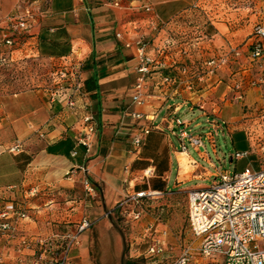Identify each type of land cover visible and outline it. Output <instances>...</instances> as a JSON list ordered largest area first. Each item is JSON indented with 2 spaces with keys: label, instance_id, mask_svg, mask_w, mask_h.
Masks as SVG:
<instances>
[{
  "label": "crops",
  "instance_id": "obj_1",
  "mask_svg": "<svg viewBox=\"0 0 264 264\" xmlns=\"http://www.w3.org/2000/svg\"><path fill=\"white\" fill-rule=\"evenodd\" d=\"M26 1L43 17L16 39L11 49L0 46V53H9L6 62H0V211L8 203L25 202L36 190L39 194L28 205L38 208L45 195L73 191L86 176L99 202L85 203L84 214L101 218L124 198L140 192L169 198L207 188L203 184L221 172L263 169L264 150L255 151L242 124L255 115L250 110H264V85H252L264 75V67L248 58L254 16L210 0H0V18L23 10ZM114 2L120 6L113 7ZM224 7L227 9L222 11ZM1 30L2 26L0 36ZM140 39L148 43L146 52L153 59L159 58L165 41L174 43L169 48L167 68L151 72L145 85V103L137 106L132 104L137 79L134 43ZM188 41L197 43L188 46ZM126 43L131 46L125 47ZM182 50L187 54L182 55ZM233 51L241 52L240 57ZM226 56L228 64L214 77L198 79L208 60ZM195 57L203 59L200 66L190 64ZM41 62H63L62 70L74 74L65 84L76 103L74 110L62 101L51 100L48 90L54 80L42 87L36 75L19 72L22 65ZM252 66L258 69L255 76L250 72ZM165 77L171 81H163ZM189 81L194 84L192 91L187 88ZM75 83L81 95L69 89ZM199 104L204 105V111ZM126 110L143 118L123 117ZM87 114L96 123L89 153L76 145ZM173 117L187 125L189 136L201 138V148H193L185 139L187 149L181 151L180 139L173 132L176 128L169 123ZM203 118L220 125L215 135H221L233 150L230 162L247 159V166L233 173L217 168L214 134L209 138L207 132L197 130ZM150 127L157 129L142 137L139 153L133 154L132 137ZM17 143L20 152H9ZM236 153L247 156L235 158ZM256 153H261V158ZM186 218L188 224V206ZM12 225L13 230L7 232L12 235L0 236V249L11 245L2 255L8 264L22 259V252L14 250L20 248L29 227L18 218L12 219ZM152 230V225L143 230L150 240L143 254L138 242L130 244L134 259L142 255L152 259L162 253L161 242ZM162 230L163 240L171 237L167 224ZM86 231L80 236L83 244L88 240ZM192 237L197 245L190 250L188 264H223L219 255L203 258L198 253L200 241ZM152 248L158 251L151 253ZM87 252L80 249L81 255ZM125 264L136 263L125 260Z\"/></svg>",
  "mask_w": 264,
  "mask_h": 264
},
{
  "label": "built area",
  "instance_id": "obj_2",
  "mask_svg": "<svg viewBox=\"0 0 264 264\" xmlns=\"http://www.w3.org/2000/svg\"><path fill=\"white\" fill-rule=\"evenodd\" d=\"M25 2L23 10L13 16L1 17L0 26H2L0 36V46L11 49L16 39L22 37L25 32L35 25L42 17L41 12L35 11ZM113 7H119L118 2L112 3ZM147 9V8H146ZM117 38H121L117 34ZM248 44V58L252 62L260 64L264 67V23L260 22L254 25ZM171 40L164 42V48L159 52V58L153 59L147 52L148 43L140 39L134 43L137 50V66L135 72L137 74L136 83L133 88L132 104L142 106L145 103V85L146 80L152 71H161L167 68L169 59V51L172 45ZM131 44L126 43L125 47ZM8 51L0 53V62H6ZM182 55H186V50H182ZM233 55L240 57L241 52L233 51ZM228 64V57L218 59H210L206 62L205 73L200 74L198 79H211L216 72ZM184 72L186 70L184 69ZM55 76L60 80L55 82ZM70 77L66 70H60L54 74V84L49 89L51 100L62 101L66 107L74 110L76 103L71 98L65 87ZM163 81H171L169 78H163ZM252 85H264V75ZM187 88L192 91L194 84L192 81L187 82ZM73 93L81 95L80 86L75 83L74 87H69ZM239 89V86H236ZM237 99H241L238 96ZM198 108L204 111V105L199 104ZM129 116L135 120H141V114L125 111L123 117ZM261 122L264 129V111L261 115ZM84 130L78 137L76 145L84 148L89 153L93 137L96 132V123L91 114H87L83 118ZM170 124L175 126L174 134L178 136L181 143V151H186L184 140L186 139L193 148H201L203 143L200 137L189 136L186 129L187 125L179 118H171ZM211 130H217L220 125L215 121L208 122ZM156 127L144 128L140 133L131 139L133 154L137 155L141 148L142 137L149 134ZM213 133L207 131V136L212 138ZM20 144H15L9 149L11 153H17L21 150ZM75 155V153H73ZM247 153H236L235 158H244ZM128 166L124 168V172H128ZM81 171L87 173L85 168ZM147 172H145L146 174ZM85 189L91 192L89 181L85 182ZM157 195L155 193H137L134 197L124 201L123 203L133 201L138 204V200ZM121 205V204H120ZM134 219L140 217V212H131ZM25 219L26 215L21 212L13 203H8L0 211V234L13 230L12 219ZM188 224L192 235L200 241L198 253L203 258H212L219 255L223 259V264H264V168L258 171L245 168L243 171L235 174L221 172L216 176L214 183L207 188L189 192L188 195ZM88 222L83 221L79 232L88 227ZM77 244V237H72L69 243L65 245L61 256H56L44 264H67L66 256L73 244ZM157 248L150 249L151 253L157 252ZM190 261V250L184 251L173 264H188Z\"/></svg>",
  "mask_w": 264,
  "mask_h": 264
},
{
  "label": "rangeland",
  "instance_id": "obj_3",
  "mask_svg": "<svg viewBox=\"0 0 264 264\" xmlns=\"http://www.w3.org/2000/svg\"><path fill=\"white\" fill-rule=\"evenodd\" d=\"M210 1H215L218 5L228 6L230 9H240L248 16H254L253 26L260 22L264 23V0ZM194 43L197 41H188L185 44L192 46ZM208 58L206 57V59ZM193 61V63L188 62L194 66L203 63L201 57H195ZM63 64V62L25 64L22 65L19 72L26 76L36 75L42 87L50 86L51 79L53 80L54 74L62 70ZM257 71L256 66L250 68L253 76ZM15 75L12 74L13 77ZM59 81L58 77L55 76V82L58 83ZM260 109L250 110L249 113L254 111L255 115L247 118L242 124L250 142L255 147V151L261 152L264 150V129L261 122V115L264 110ZM208 122L210 121L205 118L201 119L200 127L197 130L204 134L207 131L214 134L219 156V161H215L217 168L233 173L236 169H243L247 166V159L230 162L229 157L233 155V150L226 145L221 135H215L216 132L210 129ZM260 154L256 153L261 158ZM261 166L264 168V163ZM86 180H88L86 176L83 177L81 183L73 191L65 192L66 194L45 195L43 198L46 200L41 202L38 208H32L28 202H31L39 194V190L33 192V195H30L28 199L25 198V202L14 201L17 208L26 215V218L21 219V222L29 227L24 233L25 236H23L24 239L23 242L21 241L20 248L14 250L15 253L18 249L22 252V259L17 262H9V264H44L56 256H61L65 245L69 243L72 237H77V244L74 243L70 247L66 256L67 264H120V256L124 248L122 237L126 247L125 260H135L136 264H171L183 250L196 248L197 242L189 231L186 218L188 193L182 192L169 198H158L154 195L150 196L148 200H141L138 204L133 201L123 203L128 200L124 198L112 210L108 211L109 215L103 214L101 218H89L84 214L85 205L99 202V196L89 180V188L92 190L89 192L85 189ZM213 183L214 179H210L203 185L210 187ZM51 200L53 201L50 202ZM132 211L140 212V217L134 219ZM84 220L89 225L87 229L79 232ZM166 224L172 232L170 238L167 235L166 239L163 240L162 234L165 230L162 229ZM150 225L153 227L152 233L155 232L157 240L161 242L163 251L156 258H144L142 255L138 259H134L135 252L133 249L131 250L130 244L138 242L137 247H140V253L143 254L150 244L148 237H144L143 230ZM84 231H86L88 240L83 244L80 236ZM3 235L12 234H0V236ZM263 245L264 242L260 244L261 247ZM8 249H11V245L7 246L6 249H0V264H8L2 258L4 251ZM80 249L88 252L81 255Z\"/></svg>",
  "mask_w": 264,
  "mask_h": 264
},
{
  "label": "water",
  "instance_id": "obj_4",
  "mask_svg": "<svg viewBox=\"0 0 264 264\" xmlns=\"http://www.w3.org/2000/svg\"><path fill=\"white\" fill-rule=\"evenodd\" d=\"M107 215H109V212L107 213ZM109 217V216H108ZM109 220H110V217H109ZM122 241H123V251H122V254H121V260H120V264H125V252H126V247H125V241H124V238L122 237Z\"/></svg>",
  "mask_w": 264,
  "mask_h": 264
}]
</instances>
